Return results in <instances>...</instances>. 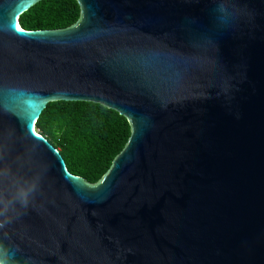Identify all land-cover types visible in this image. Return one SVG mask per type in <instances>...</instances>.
<instances>
[{"label": "water", "instance_id": "obj_1", "mask_svg": "<svg viewBox=\"0 0 264 264\" xmlns=\"http://www.w3.org/2000/svg\"><path fill=\"white\" fill-rule=\"evenodd\" d=\"M39 1L0 0V155L41 177L0 230L17 264H264V0H78L24 30ZM54 101L130 122L98 184L38 134Z\"/></svg>", "mask_w": 264, "mask_h": 264}, {"label": "trees", "instance_id": "obj_2", "mask_svg": "<svg viewBox=\"0 0 264 264\" xmlns=\"http://www.w3.org/2000/svg\"><path fill=\"white\" fill-rule=\"evenodd\" d=\"M81 15L78 0H41L19 22L27 31L66 30L78 24ZM36 129L59 151L68 171L92 186L110 171L132 135L125 116L86 101L49 102Z\"/></svg>", "mask_w": 264, "mask_h": 264}, {"label": "clouds", "instance_id": "obj_3", "mask_svg": "<svg viewBox=\"0 0 264 264\" xmlns=\"http://www.w3.org/2000/svg\"><path fill=\"white\" fill-rule=\"evenodd\" d=\"M216 12L221 22H228L233 17L223 4L217 5ZM40 180L39 175L23 171L17 160L0 155V230L21 217V210L29 207L39 191ZM18 250L0 243V264H17L15 257Z\"/></svg>", "mask_w": 264, "mask_h": 264}, {"label": "snow or ice", "instance_id": "obj_4", "mask_svg": "<svg viewBox=\"0 0 264 264\" xmlns=\"http://www.w3.org/2000/svg\"><path fill=\"white\" fill-rule=\"evenodd\" d=\"M17 28H18V30H20V31H23V29H22V28H20V27H19V25H17Z\"/></svg>", "mask_w": 264, "mask_h": 264}]
</instances>
